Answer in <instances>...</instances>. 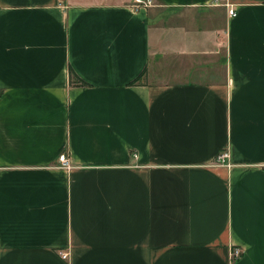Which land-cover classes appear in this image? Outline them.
<instances>
[{"label":"crops","instance_id":"obj_1","mask_svg":"<svg viewBox=\"0 0 264 264\" xmlns=\"http://www.w3.org/2000/svg\"><path fill=\"white\" fill-rule=\"evenodd\" d=\"M151 1L0 0V264H264V0Z\"/></svg>","mask_w":264,"mask_h":264},{"label":"built area","instance_id":"obj_2","mask_svg":"<svg viewBox=\"0 0 264 264\" xmlns=\"http://www.w3.org/2000/svg\"><path fill=\"white\" fill-rule=\"evenodd\" d=\"M133 5L135 7L146 8V7H150L152 5V1L151 0H133ZM227 14L229 17H235V12L232 9L228 10ZM227 157H228V154L226 152H223V153L216 156L214 163L216 165H220V166L227 165V163H226ZM59 162H60V166L62 168H68L69 167V163H68V159H67L66 155H64V154L59 155ZM240 255H241V251L239 249L234 248L231 250L230 256L233 260L238 259L240 257ZM60 257L63 260H65L66 254L61 253Z\"/></svg>","mask_w":264,"mask_h":264},{"label":"trees","instance_id":"obj_3","mask_svg":"<svg viewBox=\"0 0 264 264\" xmlns=\"http://www.w3.org/2000/svg\"><path fill=\"white\" fill-rule=\"evenodd\" d=\"M141 76L142 75H140L137 79H135L134 81H132L131 83H130V85H134V84H136V83H138L139 82V80H140V78H141ZM69 82H70V84L71 85H85V83H83L76 75H75V73L72 71V70H70L69 71Z\"/></svg>","mask_w":264,"mask_h":264},{"label":"rangeland","instance_id":"obj_4","mask_svg":"<svg viewBox=\"0 0 264 264\" xmlns=\"http://www.w3.org/2000/svg\"><path fill=\"white\" fill-rule=\"evenodd\" d=\"M223 153V152H222ZM221 154V153H220ZM219 155V154H218Z\"/></svg>","mask_w":264,"mask_h":264}]
</instances>
